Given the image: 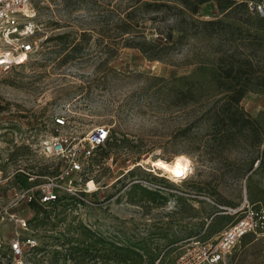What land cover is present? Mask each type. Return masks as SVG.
Wrapping results in <instances>:
<instances>
[{"label":"rangeland","instance_id":"1","mask_svg":"<svg viewBox=\"0 0 264 264\" xmlns=\"http://www.w3.org/2000/svg\"><path fill=\"white\" fill-rule=\"evenodd\" d=\"M31 2L42 27L38 47L24 64L8 69H3L8 65L0 55V214L12 200L16 169L41 175L38 182L59 173L62 163L41 150L42 141L54 132V116L68 117L65 130L73 138L107 125L111 139L96 156L86 157L82 174L66 179L89 187L85 201L62 196L55 204H21L13 211L27 219L28 229L0 215V238L9 240L20 232L22 238L37 241L24 264H123L113 259L116 245L141 252V264H171L184 245L216 236L236 220L240 213L231 209L246 199L264 206V168L259 161L250 168L245 143L222 148L209 134L212 103L172 104L167 96L177 86L172 79L208 62L218 46L227 51L233 42L229 34L210 37L188 23L183 33L174 32L175 38L183 37L164 59L149 60L136 47H121L112 56L106 32L110 11L127 10L135 0ZM225 5V0H209L191 15L232 22L234 16L252 13L246 6L239 12ZM142 17L146 34L154 39L181 15L175 10L164 14L163 9ZM84 30L92 34L84 41L85 50L66 60L56 37L69 34L68 42L80 40ZM241 105L264 131V94L249 92ZM178 155L190 160L191 170L175 180L157 162L170 164ZM18 179L28 184L22 175ZM134 184L164 198L137 201L141 194L132 191ZM230 260L264 264V235L243 237Z\"/></svg>","mask_w":264,"mask_h":264},{"label":"trees","instance_id":"2","mask_svg":"<svg viewBox=\"0 0 264 264\" xmlns=\"http://www.w3.org/2000/svg\"><path fill=\"white\" fill-rule=\"evenodd\" d=\"M169 1H174L175 4ZM207 1L209 0H167V2L135 0L127 10L113 7L107 20L106 32L111 41L107 48L110 55L117 56L121 47H136L149 60H161L172 52L177 42L183 37L179 34L175 38L174 32L183 33L186 30L184 26L188 23L193 24L197 31L210 37L222 32L229 34L230 39L233 40L230 48L224 51L218 46L217 55L208 62L200 63L190 74L172 79L171 81L177 83V86L170 88L167 96L171 98L172 104L195 103L199 100L212 103L207 111L210 121L209 134L222 148L245 143L249 148L250 168H253L257 161H259L258 166L264 168V131L259 127L256 119L241 105L242 99L249 92L264 94V65H262L264 62V17L251 10L254 14L243 13L241 17L234 16L232 22L222 19L200 20L192 17L191 14L199 13L200 6ZM225 2L224 7L227 9L232 7L238 10L243 6L247 7L244 3H235L230 0ZM163 9L164 14L175 10L181 17L178 23L169 25L167 30L160 29L158 36L154 39L149 38L145 31L146 26L142 23L146 18L142 15L149 10ZM241 24L247 26L245 31L241 28ZM243 33L247 35V38L242 36ZM68 36L69 34H61L56 37L64 45L66 60L82 54L86 48L84 41H88L92 34L84 30L80 33V40L71 42L65 40ZM102 149L103 147L100 150ZM138 190L141 196L137 201L148 198L156 200V197L164 198L157 191L134 184L132 191ZM31 205L43 206L38 203ZM257 206L264 207L261 204ZM113 250V259L117 262L123 264L143 262V254L132 247L116 245Z\"/></svg>","mask_w":264,"mask_h":264},{"label":"built area","instance_id":"3","mask_svg":"<svg viewBox=\"0 0 264 264\" xmlns=\"http://www.w3.org/2000/svg\"><path fill=\"white\" fill-rule=\"evenodd\" d=\"M230 1L244 3L251 11L264 17V0ZM35 16L31 0H0V55L5 57L8 65L3 69L24 64L38 47L36 35L42 27ZM53 121L54 132L42 141L41 150L47 157L62 163L59 173L38 182L37 178L41 175L16 169L12 175L17 179V184L12 187V200L2 208L0 214H7L21 229H28V221L13 211L21 204L47 205L59 201L62 196L85 201L83 195L89 191V187H77L72 179H66L74 173L82 174L86 168V157L96 156L98 150L111 139V129L107 125L96 127L84 138H73L65 130L70 123L68 117L56 115ZM19 175L25 177L28 184L19 180ZM86 185H89V181ZM231 210L233 213L239 212L240 216L216 236L197 238L184 245L171 264H231L232 251L243 237L254 233L264 235V207L246 199L241 207ZM35 245L37 241L34 237L22 238L20 232L9 240L0 238V264H24L27 252Z\"/></svg>","mask_w":264,"mask_h":264},{"label":"bare ground","instance_id":"4","mask_svg":"<svg viewBox=\"0 0 264 264\" xmlns=\"http://www.w3.org/2000/svg\"><path fill=\"white\" fill-rule=\"evenodd\" d=\"M157 165L162 168L165 172L169 173L175 180L184 178L190 172V160L184 155H178L174 161L170 164L157 162ZM180 172L181 175H177Z\"/></svg>","mask_w":264,"mask_h":264},{"label":"snow or ice","instance_id":"5","mask_svg":"<svg viewBox=\"0 0 264 264\" xmlns=\"http://www.w3.org/2000/svg\"><path fill=\"white\" fill-rule=\"evenodd\" d=\"M177 175H181V173L180 172H177Z\"/></svg>","mask_w":264,"mask_h":264}]
</instances>
